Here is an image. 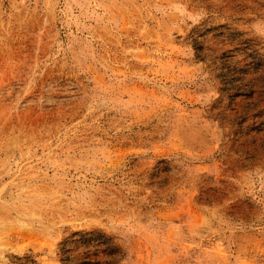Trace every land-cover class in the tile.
Here are the masks:
<instances>
[{"label":"rangeland","instance_id":"374dc122","mask_svg":"<svg viewBox=\"0 0 264 264\" xmlns=\"http://www.w3.org/2000/svg\"><path fill=\"white\" fill-rule=\"evenodd\" d=\"M0 264H264V0H0Z\"/></svg>","mask_w":264,"mask_h":264}]
</instances>
